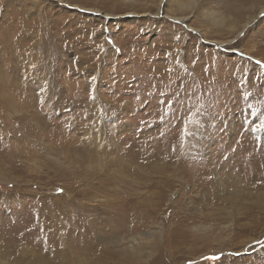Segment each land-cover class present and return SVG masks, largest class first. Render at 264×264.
Instances as JSON below:
<instances>
[{
  "label": "rangeland",
  "instance_id": "rangeland-1",
  "mask_svg": "<svg viewBox=\"0 0 264 264\" xmlns=\"http://www.w3.org/2000/svg\"><path fill=\"white\" fill-rule=\"evenodd\" d=\"M11 1L0 0V129L12 130L0 137L12 180H0V264H120L116 242L153 231L133 264H264V11L237 33L246 13L231 2H72L96 12L35 0L28 74L2 24L30 2ZM71 209L84 216L74 224Z\"/></svg>",
  "mask_w": 264,
  "mask_h": 264
},
{
  "label": "bare ground",
  "instance_id": "bare-ground-1",
  "mask_svg": "<svg viewBox=\"0 0 264 264\" xmlns=\"http://www.w3.org/2000/svg\"><path fill=\"white\" fill-rule=\"evenodd\" d=\"M61 1H65L66 3H69L68 6H70V4H72L71 6H76L78 7L79 9H81L82 11H86V10H91V11H96V12H99V10L101 9V6L99 5V7L95 6V7H90V6H87L86 4L84 3H78V4H75V3H72V2H76V0H61ZM164 0H158V9L160 7V3L163 2ZM217 1H222L223 4L226 2H231L229 4V8L230 10H239V9H243V11H245L246 15H245V18L243 19V21L239 24V29L237 30V33H239L240 31H242L243 28H245L246 24L253 18L252 14L256 11V10H259V13L260 12H263L264 11V0H217ZM234 1V2H233ZM11 0H7V4L10 6L11 5ZM30 2V7L29 8H26L25 6L23 7H20L21 9H18V8H11L9 9L11 13H8L9 15L4 19V22L2 25H4L5 27V30H6V34L4 33V40L7 41V44L9 45V48L11 49L10 50V59L11 60H14L16 62V64H18V62H21L23 61L24 63H26L28 65L29 64V68L28 66H26V68H23L21 70H23L25 73H28L29 74V71H31V69L35 67V64H32V63H35V59L38 60V58H35V15H31V13L35 14V7L38 6V3L35 4V0H29ZM15 3V2H14ZM95 4V2H93ZM112 3V2H111ZM102 5H104V2H101ZM18 5L20 6L21 5V2H18ZM132 5V3H131ZM182 9L185 5H187L186 3H182L180 4ZM73 6V7H74ZM130 6V5H129ZM142 6V5H141ZM89 7V8H88ZM133 8V7H132ZM131 9V8H130ZM181 9V8H180ZM33 10V11H32ZM38 15H44V12L43 10H40L39 8L36 10ZM91 11H88L89 13ZM112 11V10H111ZM126 12H130L131 14L133 13H136L135 11H126ZM163 12V11H162ZM140 13V12H139ZM159 10L158 12H154L153 15H158ZM138 14V13H137ZM142 14H150V11L148 10H145L144 12H142ZM205 14V13H204ZM108 13H105L103 16L104 17H107ZM112 15V14H111ZM165 17H168V18H171L173 19L174 21H178V22H185L187 20V16H173V15H168V14H164ZM25 18L27 20H25ZM217 18V17H216ZM215 19V17H214ZM188 25V24H187ZM226 25L233 29V28H237V22H235L234 20L233 21H230V22H226ZM236 35V34H235ZM103 38V37H102ZM31 40V41H30ZM231 40H227L226 42H223V43H229ZM31 42V43H29ZM103 43V41H102ZM246 52H248V50H246ZM39 53V52H38ZM40 54V53H39ZM38 56V55H36ZM41 57V55H39ZM184 61V60H183ZM178 62V61H177ZM32 64V65H31ZM96 65V64H95ZM43 66V65H42ZM32 67V68H31ZM44 67V66H43ZM31 68V69H30ZM5 69V68H4ZM30 69V70H29ZM6 70V69H5ZM35 70V69H34ZM19 71V70H18ZM43 71V70H42ZM11 73V72H10ZM16 73V72H15ZM23 73V72H22ZM22 74V75H25ZM34 74V73H33ZM65 74V73H64ZM0 75H5L4 77V80L5 79H9L10 77H8V75L4 72L1 74V71H0ZM41 75V74H40ZM10 76V75H9ZM67 76V75H66ZM13 77V79L15 78V80H18V75H15V76H11ZM34 77V76H33ZM24 78V77H23ZM62 78V77H61ZM38 79V78H37ZM40 79V77H39ZM46 79V77L44 78V80ZM63 79V78H62ZM4 80H2L1 76H0V90L3 88V87H8V85H6L4 83ZM22 82V81H21ZM18 84L15 82V84H12L16 87L20 86L22 89L23 88V83ZM25 82V80H24ZM60 82V81H59ZM64 81H62L63 83ZM61 83V84H62ZM65 85V84H64ZM60 86V85H58ZM57 86V87H58ZM27 88L25 89H28L29 87V84L26 85ZM63 88V87H61ZM60 88V90H61ZM187 88V87H186ZM4 89V88H3ZM57 90V89H56ZM61 92V91H60ZM49 96V95H47ZM50 99H51V96H50ZM52 102V101H51ZM14 104V103H12ZM49 104V103H48ZM53 104V103H52ZM51 106V105H50ZM10 107L12 108L13 112L14 113H17V110L15 108L12 107L11 103H10ZM174 116V115H173ZM180 118V117H179ZM203 119V118H202ZM203 121V120H202ZM0 137L2 139L4 143L5 140L9 137V134L8 133H5V132H11L12 130L7 126L5 125L4 129H0ZM100 136V135H99ZM144 141V140H143ZM122 142V141H121ZM7 145V144H5ZM112 146H114L112 144ZM101 145L100 143L98 144L97 146V149L93 152H88L86 153V151H83L84 153H86L87 157L89 158V162L86 164V166L88 168H90L91 164L94 162V155L97 154L99 152V149H100ZM107 147V146H105ZM110 147V146H109ZM89 149V148H88ZM94 155H93V154ZM140 153H143V154H146V150L145 149H142L140 150ZM84 156V154L82 155ZM144 156V155H143ZM85 157V156H84ZM136 157V156H135ZM147 157H148V154H147ZM86 158V157H85ZM141 158V157H140ZM143 158V157H142ZM84 160V159H83ZM131 160V159H129ZM128 161V160H127ZM126 161V163H127ZM138 163H140L141 165L139 166V173L141 175H146V172H145V164L147 163L145 160H141L139 159L136 160ZM146 162V163H145ZM86 163V161H85ZM125 163V164H126ZM100 165V164H99ZM130 166V164H128ZM127 166V165H126ZM136 166V165H135ZM137 169V167H136ZM92 170V169H91ZM138 176V175H137ZM139 177V176H138ZM137 177V178H138ZM97 178V177H96ZM116 178H119L121 179L122 181H124L125 185H127L129 187V192L131 196L133 197H137L136 201L140 202V196H143L144 193H145V197L147 196L146 195V192L147 190H142V189H139L137 190L136 188V191L134 192V188L133 186L135 185L136 181L137 180H134L133 178H128L127 176H125L122 172L118 171L116 173ZM142 178V177H141ZM111 178H108V180H110ZM140 179V178H139ZM146 179V178H145ZM0 180L2 181H11L12 180H7L5 179L4 177V174L2 172H0ZM118 180V179H116ZM143 181V179H141ZM119 182V181H118ZM138 182V181H137ZM166 182V181H165ZM99 185H101V191L103 190V185L105 183H103L102 181L98 182ZM144 183V182H143ZM142 184V182H141ZM146 184V183H145ZM116 186V185H115ZM136 186V185H135ZM142 186V185H140ZM139 187V186H138ZM91 188H95V186H91ZM111 188V187H110ZM124 188V187H123ZM96 190L98 189L97 186L95 188ZM115 190V189H114ZM139 191V192H138ZM79 193V192H77ZM109 193V192H108ZM134 193L136 195H134ZM149 195V194H148ZM92 197V196H91ZM117 197V196H116ZM76 200V199H74ZM76 202V201H75ZM81 204V203H80ZM130 204V203H129ZM138 204V203H136ZM135 204V205H136ZM76 205V204H75ZM149 202L146 201H143V209H142V213L143 211L145 212L144 214L146 215L147 213V207H148ZM74 206V205H73ZM93 206L91 205L90 208L88 206L89 209H91ZM75 208V207H73ZM78 209V208H77ZM79 212V211H78ZM147 216V215H146ZM83 214H81L80 212L78 214L75 215V212L74 210L71 209V224H74L75 223V220L76 219H81L83 218ZM85 220V219H84ZM86 225V224H85ZM77 226V225H76ZM83 226V225H82ZM159 226V225H158ZM88 227V226H87ZM85 226V228H87ZM78 228V227H77ZM159 229H161V227L159 226L158 228V232H159ZM153 236V237H151ZM150 236V234H148L147 232L144 233V236H137V235H132L130 233V235L128 237H126V239L124 238H121L120 241H117L116 244L118 245V249H117V255H118V261L120 264H133L134 261L137 259L136 257V254L137 252H140V251H143V250H148V245L150 244L149 242V239H153V238H158L159 237V234L157 235L156 234V231H153L152 232V235ZM155 236V237H154ZM140 237V238H139ZM104 259V258H103ZM105 261V260H104ZM106 263V262H105Z\"/></svg>",
  "mask_w": 264,
  "mask_h": 264
}]
</instances>
